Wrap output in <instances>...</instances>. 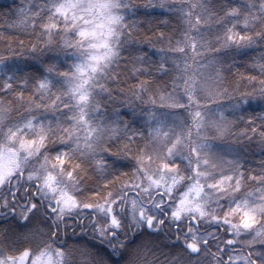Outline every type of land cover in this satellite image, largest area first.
Here are the masks:
<instances>
[{
  "label": "snow or ice",
  "instance_id": "obj_1",
  "mask_svg": "<svg viewBox=\"0 0 264 264\" xmlns=\"http://www.w3.org/2000/svg\"><path fill=\"white\" fill-rule=\"evenodd\" d=\"M0 264H264V0L0 4Z\"/></svg>",
  "mask_w": 264,
  "mask_h": 264
},
{
  "label": "rangeland",
  "instance_id": "obj_2",
  "mask_svg": "<svg viewBox=\"0 0 264 264\" xmlns=\"http://www.w3.org/2000/svg\"><path fill=\"white\" fill-rule=\"evenodd\" d=\"M12 0H0V4H10Z\"/></svg>",
  "mask_w": 264,
  "mask_h": 264
}]
</instances>
